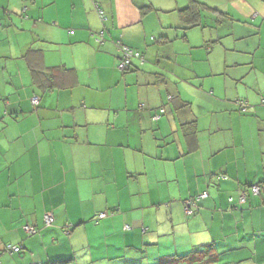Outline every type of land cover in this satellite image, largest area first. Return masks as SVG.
I'll use <instances>...</instances> for the list:
<instances>
[{"label": "crops", "instance_id": "obj_1", "mask_svg": "<svg viewBox=\"0 0 264 264\" xmlns=\"http://www.w3.org/2000/svg\"><path fill=\"white\" fill-rule=\"evenodd\" d=\"M197 1L184 27L192 0H0V264H144L139 241L264 264V195L227 200L264 179V0Z\"/></svg>", "mask_w": 264, "mask_h": 264}, {"label": "trees", "instance_id": "obj_2", "mask_svg": "<svg viewBox=\"0 0 264 264\" xmlns=\"http://www.w3.org/2000/svg\"><path fill=\"white\" fill-rule=\"evenodd\" d=\"M97 8V12L99 15V9L100 7L98 5H96ZM202 8H206V6L197 1V0H192L191 4L186 6L185 8L179 10V14H180V18L182 20V24H184V27H191V26H197L200 21V11ZM101 10V9H100ZM102 11V10H101ZM100 17V15H99ZM101 18V17H100ZM102 19V18H101ZM118 50L120 51V56H119V62L117 65V68L122 72L125 73L128 70L130 71L131 68L134 66L133 64V60H141L142 58H135V57H130L129 61L127 64H125L123 67H119V63L123 61V57H124V52L121 48V46H118ZM32 100V99H31ZM172 100V96L171 95H167V102H170ZM164 103V104H166ZM264 103V102H263ZM38 102L36 104L33 103V105H37ZM163 104V106H164ZM240 106L242 108L243 111H246L248 105L245 101H240ZM159 112L155 114L153 117L154 119L159 118L160 114H162L165 109L164 107H159ZM227 175L225 172H218L216 174V182L218 183V181L221 180H225L227 179ZM84 180V179H83ZM257 185L258 189L256 190V192L253 191V186ZM245 186H248L247 191L245 190H241L239 194H237L236 198H234L233 196H229L228 197V203H229V207L231 208H238V206L243 205L249 195L250 196H259V195H264V179L259 181L258 183H249V184H245ZM82 192L87 194L88 193V188L87 187H83L81 188ZM96 195V198L99 196V194L103 193L102 192H94ZM204 193V197H202L201 195ZM93 196V193H91V197ZM208 197V193L207 192H201L192 196H189L187 198H185L182 201V213L184 214V216L190 218L193 217L197 211L200 209V201L206 199ZM243 197L242 201H240V198ZM106 214L104 213H98L97 215H94L93 218H91L92 221L97 222L99 219L105 217ZM53 220V216L51 215V221L48 224H51ZM47 224V223H46ZM152 244L154 243H149V249L147 252V247H138L137 244H133V248L135 250V253L133 251V253L136 255V253H141L142 255L147 256V255H152L151 258H144L145 262L144 264H182V263H187V264H217V261H219V253L216 252L215 249V244L212 242L210 243H205V244H200L197 247H194L191 250H188L187 252H183V253H172V254H165L164 252H157L159 250L154 249ZM8 246V245H7ZM6 247H4V251L9 252L11 254H19L21 252L22 249V245L19 244H14V245H9V246H17L19 249L17 252H13L10 249H8ZM86 253V257L87 256H91L90 254H92L90 251L88 253V251L85 252ZM138 253V254H139ZM88 254V255H87ZM140 258H143L140 255ZM113 262V261H112ZM61 263L60 261H56L53 264H58ZM40 264V263H39ZM99 264V263H96Z\"/></svg>", "mask_w": 264, "mask_h": 264}, {"label": "built area", "instance_id": "obj_3", "mask_svg": "<svg viewBox=\"0 0 264 264\" xmlns=\"http://www.w3.org/2000/svg\"><path fill=\"white\" fill-rule=\"evenodd\" d=\"M98 11H99L100 17L103 18L102 11L100 9ZM121 48H122V50L124 52V57H123L124 59H123L122 62L119 63V67H123L125 64H127L130 57H135V58H141L142 57L139 52L133 51L132 49H130L127 46L121 45ZM37 102H38V98L37 97H33L32 98V103L36 104ZM257 189H258L257 185H254L253 186V191L256 192ZM201 196L204 197V193ZM242 199H243V197L240 198V201H242ZM44 221L47 224L50 223L51 215L50 214H46L45 217H44ZM7 248L10 249L13 252H17L20 247L18 248L17 246H9L8 245Z\"/></svg>", "mask_w": 264, "mask_h": 264}, {"label": "rangeland", "instance_id": "obj_4", "mask_svg": "<svg viewBox=\"0 0 264 264\" xmlns=\"http://www.w3.org/2000/svg\"><path fill=\"white\" fill-rule=\"evenodd\" d=\"M136 189H137V192H135V197H138L139 199V202H140V194L138 193L139 192V189L138 186L136 185L135 186ZM142 188H145V185H144V180L142 181ZM134 190V189H131V191ZM145 203V202H144ZM148 211V209H146ZM93 225V224H92ZM90 227V226H89ZM124 229H127L125 226H123ZM94 230V231H93ZM92 229H90V238H89V241L91 242V244H95L97 241L100 240V236H99V232L101 230V227L99 226H96ZM96 238H98L99 240H96ZM136 239L134 237H132L131 239L128 240V242H134ZM120 245L119 246H123L124 245V241L122 239H119V241H117ZM138 247L140 248V241H139V245ZM95 257H97V259L99 260L100 258H103V260H105L106 258L103 257L105 255H103V252L104 251H90ZM134 253H135V250H134ZM112 264H117V262H114Z\"/></svg>", "mask_w": 264, "mask_h": 264}]
</instances>
